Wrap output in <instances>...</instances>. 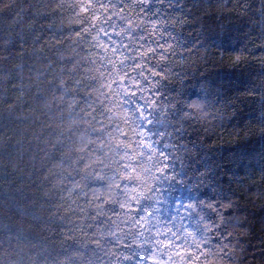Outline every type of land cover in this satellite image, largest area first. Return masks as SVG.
Returning <instances> with one entry per match:
<instances>
[{"label": "trees", "instance_id": "trees-1", "mask_svg": "<svg viewBox=\"0 0 264 264\" xmlns=\"http://www.w3.org/2000/svg\"><path fill=\"white\" fill-rule=\"evenodd\" d=\"M181 23L161 91L204 104L182 139L242 225L226 264H264V0H0V264H148L93 209L116 93L150 80Z\"/></svg>", "mask_w": 264, "mask_h": 264}, {"label": "snow or ice", "instance_id": "snow-or-ice-1", "mask_svg": "<svg viewBox=\"0 0 264 264\" xmlns=\"http://www.w3.org/2000/svg\"><path fill=\"white\" fill-rule=\"evenodd\" d=\"M182 30L181 23L172 37L175 44L150 80L128 84L126 78L116 93L106 126L118 140L115 167L101 181L109 199L93 211L98 225L108 229L114 248L143 249L138 255L148 264H226L235 253L234 229L242 225L232 215V202L223 189L207 180L206 172L189 171L186 160L194 149L182 139L192 122L203 117L204 104L179 99L183 92L165 97L161 91L185 62L181 57L179 64L173 63L175 49L187 44ZM240 59L236 55L233 62ZM165 211L171 212L167 219ZM123 259L132 257L125 253Z\"/></svg>", "mask_w": 264, "mask_h": 264}]
</instances>
